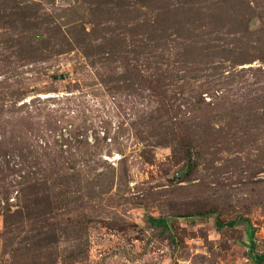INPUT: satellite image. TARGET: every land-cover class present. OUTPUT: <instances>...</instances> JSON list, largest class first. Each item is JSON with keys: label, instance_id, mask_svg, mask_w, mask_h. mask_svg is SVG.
Here are the masks:
<instances>
[{"label": "rangeland", "instance_id": "obj_1", "mask_svg": "<svg viewBox=\"0 0 264 264\" xmlns=\"http://www.w3.org/2000/svg\"><path fill=\"white\" fill-rule=\"evenodd\" d=\"M249 227L264 0H0V264H256Z\"/></svg>", "mask_w": 264, "mask_h": 264}, {"label": "trees", "instance_id": "obj_2", "mask_svg": "<svg viewBox=\"0 0 264 264\" xmlns=\"http://www.w3.org/2000/svg\"><path fill=\"white\" fill-rule=\"evenodd\" d=\"M75 137H77V139H78L79 135H75ZM67 139L68 138H65L64 136H61V138L59 140L64 142V145H67V147H68L67 143H69V140H67ZM70 139H73L72 135L70 136ZM149 220H150V223H151L152 226H156V227L157 226H161V227H164V228H168V223H167V221L165 219H155V218L151 217ZM237 223H238V221H232V222L228 223L227 225H224L222 223H218L217 226H218L219 229H222L225 226L234 227ZM249 230H250L249 234H250V242H251L250 256H251V258H252L254 263L263 264L264 263V253L263 254L255 253V250H254L255 247H254V244H253L254 233H253L252 227H249Z\"/></svg>", "mask_w": 264, "mask_h": 264}, {"label": "built area", "instance_id": "obj_3", "mask_svg": "<svg viewBox=\"0 0 264 264\" xmlns=\"http://www.w3.org/2000/svg\"><path fill=\"white\" fill-rule=\"evenodd\" d=\"M61 136H64L65 138H69L70 137V133H69V128H67L65 131L63 130V134L61 135V133L58 135V138L60 139ZM79 138L80 139H83L84 138V135H79ZM67 147V146H65Z\"/></svg>", "mask_w": 264, "mask_h": 264}]
</instances>
